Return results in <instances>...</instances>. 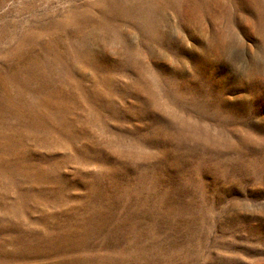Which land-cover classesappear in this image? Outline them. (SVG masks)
<instances>
[{
  "label": "rangeland",
  "instance_id": "rangeland-1",
  "mask_svg": "<svg viewBox=\"0 0 264 264\" xmlns=\"http://www.w3.org/2000/svg\"><path fill=\"white\" fill-rule=\"evenodd\" d=\"M0 264H264V0H0Z\"/></svg>",
  "mask_w": 264,
  "mask_h": 264
}]
</instances>
